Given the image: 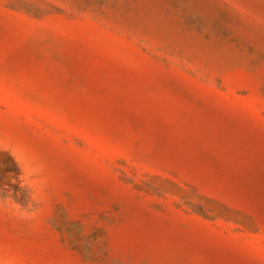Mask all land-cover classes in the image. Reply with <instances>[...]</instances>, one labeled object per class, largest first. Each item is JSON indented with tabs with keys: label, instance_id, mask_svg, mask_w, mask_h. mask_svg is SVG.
Instances as JSON below:
<instances>
[{
	"label": "rangeland",
	"instance_id": "374dc122",
	"mask_svg": "<svg viewBox=\"0 0 264 264\" xmlns=\"http://www.w3.org/2000/svg\"><path fill=\"white\" fill-rule=\"evenodd\" d=\"M0 141L4 264H264V0H0Z\"/></svg>",
	"mask_w": 264,
	"mask_h": 264
},
{
	"label": "clouds",
	"instance_id": "9594fccd",
	"mask_svg": "<svg viewBox=\"0 0 264 264\" xmlns=\"http://www.w3.org/2000/svg\"><path fill=\"white\" fill-rule=\"evenodd\" d=\"M0 149L9 150L3 145V141H0ZM11 154L21 169V174L18 178L19 187L26 190L27 202L24 206L17 203L12 198L11 189H8L6 194L0 195V212H4L18 221H37L38 217L43 213L44 205L48 199V178L44 174L42 165H38L31 159L22 157L16 153ZM22 159L23 167H21ZM11 182L15 184L17 181L13 179ZM0 192H3V190L0 189ZM0 264H4V262L0 260Z\"/></svg>",
	"mask_w": 264,
	"mask_h": 264
}]
</instances>
